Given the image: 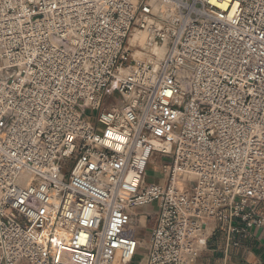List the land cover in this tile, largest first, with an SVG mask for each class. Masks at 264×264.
Returning a JSON list of instances; mask_svg holds the SVG:
<instances>
[{"label":"built area","instance_id":"2783aa9c","mask_svg":"<svg viewBox=\"0 0 264 264\" xmlns=\"http://www.w3.org/2000/svg\"><path fill=\"white\" fill-rule=\"evenodd\" d=\"M252 229L264 0H0V264H194Z\"/></svg>","mask_w":264,"mask_h":264},{"label":"crops","instance_id":"0c3cea01","mask_svg":"<svg viewBox=\"0 0 264 264\" xmlns=\"http://www.w3.org/2000/svg\"><path fill=\"white\" fill-rule=\"evenodd\" d=\"M234 242L237 245L225 254V236L216 232L194 264H264V230L252 229L248 237L236 236Z\"/></svg>","mask_w":264,"mask_h":264},{"label":"rangeland","instance_id":"374dc122","mask_svg":"<svg viewBox=\"0 0 264 264\" xmlns=\"http://www.w3.org/2000/svg\"><path fill=\"white\" fill-rule=\"evenodd\" d=\"M160 171H161V167L158 166L156 162L149 164L147 171H146L147 183L148 184H154V183L159 184V182H162V179H160ZM132 222H133L132 223L133 228H136V229L138 228L136 230V233H137V237L139 239L140 245H139V249L137 252V256L139 257V259H143L145 255V249L148 245V240H149L148 230L151 227V223L147 221V223L144 224V218L133 219Z\"/></svg>","mask_w":264,"mask_h":264},{"label":"bare ground","instance_id":"6f19581e","mask_svg":"<svg viewBox=\"0 0 264 264\" xmlns=\"http://www.w3.org/2000/svg\"><path fill=\"white\" fill-rule=\"evenodd\" d=\"M131 43L139 42L140 45L144 48L145 52H136L135 57L138 60H151V55L154 54L158 58H162L165 53V49L162 46L150 44L146 36L142 33H134L133 37L130 40ZM157 147V146H156ZM146 176V175H145ZM146 178V177H145ZM143 223V221H142Z\"/></svg>","mask_w":264,"mask_h":264}]
</instances>
